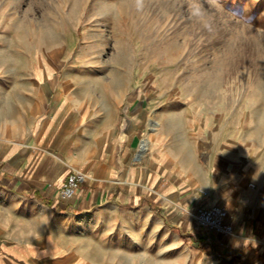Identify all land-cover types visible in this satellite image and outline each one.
Returning a JSON list of instances; mask_svg holds the SVG:
<instances>
[{"label":"rangeland","instance_id":"obj_1","mask_svg":"<svg viewBox=\"0 0 264 264\" xmlns=\"http://www.w3.org/2000/svg\"><path fill=\"white\" fill-rule=\"evenodd\" d=\"M198 2L211 31L192 17L190 0H141L140 8L137 0H0V84L25 75L33 88L35 74H46L57 99L71 84L84 107L103 114L137 93L146 104L140 141L151 143L140 167L158 139L182 144L202 120L224 142L264 154V0ZM126 216L109 238L98 231L80 241L79 264H213L196 225L183 232L145 209Z\"/></svg>","mask_w":264,"mask_h":264},{"label":"crops","instance_id":"obj_2","mask_svg":"<svg viewBox=\"0 0 264 264\" xmlns=\"http://www.w3.org/2000/svg\"><path fill=\"white\" fill-rule=\"evenodd\" d=\"M45 75L35 74L33 88L25 75L20 85L0 84V264H79L82 239L98 231L109 238L111 227L141 209L164 214L183 232L196 225L213 264H264L259 147L224 142L221 129L202 120L194 137L182 144L158 139L149 166H135L146 121L138 94L127 106L121 100L104 114L91 112L71 84H61L57 99L58 84L46 75L48 95ZM74 171L87 182L62 201ZM212 205L228 210L233 235L198 226L197 210Z\"/></svg>","mask_w":264,"mask_h":264},{"label":"built area","instance_id":"obj_3","mask_svg":"<svg viewBox=\"0 0 264 264\" xmlns=\"http://www.w3.org/2000/svg\"><path fill=\"white\" fill-rule=\"evenodd\" d=\"M142 141L133 156V164L135 166L142 165L148 152L142 149ZM87 176L80 171L72 172L64 182L59 197L62 201H70L76 197L81 186L86 184ZM196 222L203 230L231 236L234 234V225L231 222V216L228 210L221 205L203 206L199 208L195 214Z\"/></svg>","mask_w":264,"mask_h":264},{"label":"clouds","instance_id":"obj_4","mask_svg":"<svg viewBox=\"0 0 264 264\" xmlns=\"http://www.w3.org/2000/svg\"><path fill=\"white\" fill-rule=\"evenodd\" d=\"M142 7L141 0H137V8ZM189 10L192 17H194L197 21L201 22L203 26L209 31L212 30V25L210 22L204 21V11L198 2V0H190Z\"/></svg>","mask_w":264,"mask_h":264},{"label":"bare ground","instance_id":"obj_5","mask_svg":"<svg viewBox=\"0 0 264 264\" xmlns=\"http://www.w3.org/2000/svg\"><path fill=\"white\" fill-rule=\"evenodd\" d=\"M150 126H151L152 130L155 132V131L160 129L161 124H160V122L157 119V120H152V122L150 123ZM150 148H151V143L149 142L148 138L144 137L143 143H142V149L144 151H147L148 154H149Z\"/></svg>","mask_w":264,"mask_h":264}]
</instances>
